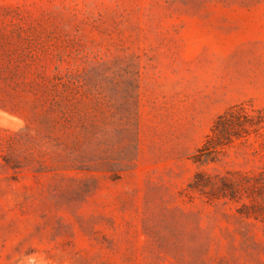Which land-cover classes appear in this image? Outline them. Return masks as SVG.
Wrapping results in <instances>:
<instances>
[{
    "label": "rangeland",
    "instance_id": "obj_1",
    "mask_svg": "<svg viewBox=\"0 0 264 264\" xmlns=\"http://www.w3.org/2000/svg\"><path fill=\"white\" fill-rule=\"evenodd\" d=\"M0 264H264V0H0Z\"/></svg>",
    "mask_w": 264,
    "mask_h": 264
}]
</instances>
